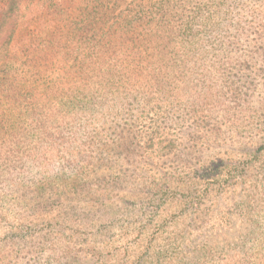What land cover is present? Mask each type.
Masks as SVG:
<instances>
[{
    "label": "trees",
    "instance_id": "16d2710c",
    "mask_svg": "<svg viewBox=\"0 0 264 264\" xmlns=\"http://www.w3.org/2000/svg\"><path fill=\"white\" fill-rule=\"evenodd\" d=\"M82 1L0 0V178L9 187L23 189L32 167L74 173L99 154L143 160L142 150L170 154L185 137L203 145L241 122L235 111L252 94L264 37L245 33L241 13L251 6L258 18L264 4L97 0L91 11ZM256 142L264 149V130ZM254 234L256 253L235 264H264V228Z\"/></svg>",
    "mask_w": 264,
    "mask_h": 264
},
{
    "label": "rangeland",
    "instance_id": "374dc122",
    "mask_svg": "<svg viewBox=\"0 0 264 264\" xmlns=\"http://www.w3.org/2000/svg\"><path fill=\"white\" fill-rule=\"evenodd\" d=\"M238 1L264 4L232 7ZM81 3L93 11L98 1ZM261 12L241 13L245 33L264 37ZM254 63L241 122L203 145L185 137L170 154L142 150L147 161L99 154L74 173L32 167L24 190L0 178V264H235L254 255L264 228V55Z\"/></svg>",
    "mask_w": 264,
    "mask_h": 264
}]
</instances>
